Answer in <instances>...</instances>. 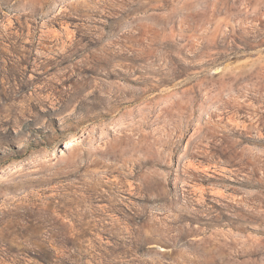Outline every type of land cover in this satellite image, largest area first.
<instances>
[{"label": "clouds", "instance_id": "9594fccd", "mask_svg": "<svg viewBox=\"0 0 264 264\" xmlns=\"http://www.w3.org/2000/svg\"><path fill=\"white\" fill-rule=\"evenodd\" d=\"M186 2L25 0L36 56L32 75L21 68L12 88L26 86L23 103L5 105L0 116V132L4 120L15 124V135L0 140V208L40 206L50 223L29 247L49 252V264H241L243 245L198 226L217 213L147 139L149 92L175 70L169 44L180 32L169 21L185 26ZM33 118V131H23ZM49 192L76 227L57 230Z\"/></svg>", "mask_w": 264, "mask_h": 264}, {"label": "rangeland", "instance_id": "374dc122", "mask_svg": "<svg viewBox=\"0 0 264 264\" xmlns=\"http://www.w3.org/2000/svg\"><path fill=\"white\" fill-rule=\"evenodd\" d=\"M3 5L0 65L7 75L0 71V116L5 105L23 103L26 86L15 92L12 88L20 81L21 68L32 75L36 56L34 25L21 15L30 4L3 0ZM181 11L185 26L175 16L169 21L180 32L169 44L175 70L149 92L147 139L163 147L160 155L170 157L173 175L188 180L191 195L217 213L211 225L198 226H213L229 245H243L237 254L241 264H264V0H187ZM42 75L33 76L37 84ZM34 119L22 121L23 131H33ZM14 127L13 120H4L7 133L0 132V140L15 135ZM44 196L39 192L36 199ZM47 196L57 230L76 227L64 208L56 206L54 193ZM5 202L0 197V205ZM49 223L39 205L23 211L0 208V264H49V252L34 254L29 247Z\"/></svg>", "mask_w": 264, "mask_h": 264}]
</instances>
